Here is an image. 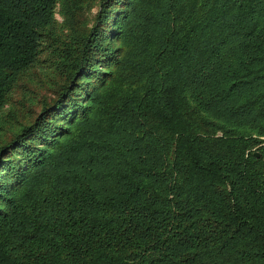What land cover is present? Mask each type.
Here are the masks:
<instances>
[{"label": "trees", "instance_id": "trees-1", "mask_svg": "<svg viewBox=\"0 0 264 264\" xmlns=\"http://www.w3.org/2000/svg\"><path fill=\"white\" fill-rule=\"evenodd\" d=\"M0 264H264V0H0Z\"/></svg>", "mask_w": 264, "mask_h": 264}]
</instances>
